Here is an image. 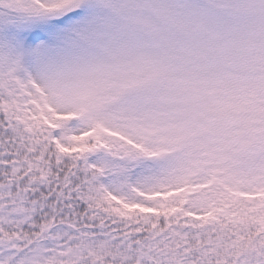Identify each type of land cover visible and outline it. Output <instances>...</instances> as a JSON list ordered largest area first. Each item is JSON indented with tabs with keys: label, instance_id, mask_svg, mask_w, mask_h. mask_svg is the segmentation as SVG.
Listing matches in <instances>:
<instances>
[{
	"label": "snow or ice",
	"instance_id": "6c2138e0",
	"mask_svg": "<svg viewBox=\"0 0 264 264\" xmlns=\"http://www.w3.org/2000/svg\"><path fill=\"white\" fill-rule=\"evenodd\" d=\"M0 264H264V0H0Z\"/></svg>",
	"mask_w": 264,
	"mask_h": 264
}]
</instances>
